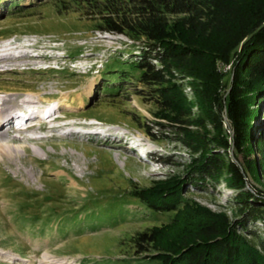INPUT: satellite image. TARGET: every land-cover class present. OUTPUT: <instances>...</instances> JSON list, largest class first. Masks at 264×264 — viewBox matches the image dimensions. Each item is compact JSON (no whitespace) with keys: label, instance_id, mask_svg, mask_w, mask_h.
<instances>
[{"label":"rangeland","instance_id":"obj_1","mask_svg":"<svg viewBox=\"0 0 264 264\" xmlns=\"http://www.w3.org/2000/svg\"><path fill=\"white\" fill-rule=\"evenodd\" d=\"M12 1L23 7L9 12ZM63 1L0 0V58L7 57L0 62V108L15 109L32 97L59 104L67 120L58 130L37 132L44 138H16L6 125L0 131V142L22 148L0 156V264H146L145 255H135L133 240L166 227L175 213H156L133 192L153 186L154 193L181 182L190 155L175 140H152L135 122L170 123L136 94L141 71L130 62L134 42L59 10ZM224 70L229 86L233 67ZM75 121L98 123L120 138L76 134L73 125H64ZM152 154L171 157L175 165L154 163ZM248 183L253 191L254 181ZM254 186L264 193L263 185ZM185 191V200L203 208L188 206L179 225L165 233L175 240L193 237L211 216H232L227 203L237 193L226 182L217 188L188 184Z\"/></svg>","mask_w":264,"mask_h":264},{"label":"trees","instance_id":"obj_2","mask_svg":"<svg viewBox=\"0 0 264 264\" xmlns=\"http://www.w3.org/2000/svg\"><path fill=\"white\" fill-rule=\"evenodd\" d=\"M22 7L12 1L7 9ZM60 7L134 42L136 94L170 123L135 122L152 140H175L190 155L181 182L133 192L148 209L175 213L166 227L137 235L135 255L146 264H264V193L254 186H264V0H64ZM151 159L175 165L171 157ZM251 179L253 191L246 189ZM209 182L237 193L227 203L232 216H211L190 238L165 234L189 205L203 208L185 200L184 187Z\"/></svg>","mask_w":264,"mask_h":264},{"label":"bare ground","instance_id":"obj_3","mask_svg":"<svg viewBox=\"0 0 264 264\" xmlns=\"http://www.w3.org/2000/svg\"><path fill=\"white\" fill-rule=\"evenodd\" d=\"M21 57H24V56H20V57H18V58H21ZM6 58L7 57H2V58H0V62L1 61H6ZM7 60H9V59H7ZM32 99H29V101H31ZM3 105V103L2 104H0V107ZM10 111H12V107H4V108H0V131H2V129H3V127H4V125H6V126H8L9 125V123L10 122H8V121H5V116H6V114H8ZM34 117H37V116H34ZM41 122H43V121H38L37 123H36V125H40V124H42ZM49 122H51V121H49ZM5 126V127H6ZM4 127V128H5ZM26 133V132H25ZM20 148H21V146H18V145H12V144H10L9 142H6V141H2V142H0V156L2 155V154H18L19 152H20ZM22 149V148H21ZM14 256V255H13ZM15 258H17V256H14ZM49 257L48 256H45L44 257V259L45 260H47ZM50 262H51V260H50ZM57 263V262H56ZM46 264H48V262L46 263ZM49 264H54V263H49Z\"/></svg>","mask_w":264,"mask_h":264}]
</instances>
